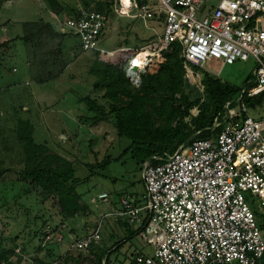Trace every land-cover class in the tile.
Wrapping results in <instances>:
<instances>
[{"label":"built area","instance_id":"1","mask_svg":"<svg viewBox=\"0 0 264 264\" xmlns=\"http://www.w3.org/2000/svg\"><path fill=\"white\" fill-rule=\"evenodd\" d=\"M129 1L119 0L124 14L139 9L136 0ZM214 1L156 0L155 5H142L145 19L163 20L159 53L180 43L186 72L193 66L209 71L205 64L213 59L221 60L222 67L252 61L255 68L254 83L226 102L223 120L215 118L212 128L220 129L212 137L193 140L165 161H146L143 198L124 195L118 207L104 215L126 219L152 247V256H137L142 264H256L264 255V119L249 115L245 104L264 92V0ZM107 24L108 16L95 3L80 2L64 19L63 32L79 37L82 51H101ZM152 54L136 71L130 69L133 60L127 67L134 85L140 86ZM20 182L41 194L38 186ZM98 198L107 201L109 194ZM49 215L54 224L46 221L34 231L32 254H26L24 240L16 239L10 248L13 264H57L70 251L100 246L102 220L77 237L60 212L59 219ZM52 244H65L66 251L49 262L40 254H52Z\"/></svg>","mask_w":264,"mask_h":264},{"label":"rangeland","instance_id":"2","mask_svg":"<svg viewBox=\"0 0 264 264\" xmlns=\"http://www.w3.org/2000/svg\"><path fill=\"white\" fill-rule=\"evenodd\" d=\"M40 1L42 0H14L0 9V169H8L0 176V204H4L0 210V234L5 237V245L9 248L14 247L17 238H21L25 241V249L28 250L26 254H32L31 250L35 247L34 231L39 230L46 221L50 222L52 227L54 221L49 212L56 214L58 219L60 218V209L55 198L42 194V191L41 194H38L37 190L27 194L23 190L25 186L19 181L17 173L24 170L26 162L23 138L25 140L29 138L27 123H30L34 127L32 134L34 142L44 145L45 153L55 152V150L71 153L75 162L79 164L76 166L75 173L81 177L83 182L74 184L79 199L74 207V215L67 216L65 214L64 216L67 225L71 226V230L77 237H84L101 220L103 221L100 246L85 252L70 251L63 257L60 264H80L81 261L86 262V260L94 259L95 256L118 242H122V245L120 249L112 253L111 262L113 264H132L138 251L145 256H152V247L140 236L132 235L134 226L128 222L126 225H117L114 216L104 217L110 212L103 210L107 211L110 202L116 198L118 192L136 193L140 198H143L145 194V192L143 193L144 183L141 179L143 163L133 156L131 141L121 137L118 133L117 117L115 113L110 112L109 107V104L114 103V100L105 96L106 89L98 90L95 84L106 76L107 66H114L119 70L126 71L135 53L142 50H149L150 53H153V63L146 68V73L157 74L162 63L168 59L165 53H159L158 43L164 28L163 20L160 18L145 19L142 15V5L145 3L155 5L156 0H136L138 4L145 2L139 4V9L130 11L128 14L121 11L119 0L57 1L56 8L62 25L70 11L74 10L80 2L95 3L97 6L99 4L106 11L109 9L106 13L108 24L100 44V49L103 51H82L80 38L68 32H63L62 39L59 37L60 39L57 38L52 44H45L42 37H35L32 41L34 44L33 54L38 58L37 61H39V57H43L47 65L52 63L55 71L60 73L58 77L47 83L37 84L43 93L41 96L38 94L39 97H36V100L53 103L54 106L62 107L65 110L66 108L79 110V108L83 109L87 106L85 102L78 100L84 101V98L89 96L106 106L108 114L107 118L103 120L104 122L96 123L95 112H91L90 116L86 115L90 121L97 125L92 130L88 129L85 136L77 142L68 144V141H65V136H60V124L52 122L48 115L41 116L35 112L36 100L30 90L37 85L30 83V76L25 72L27 64L25 57L29 56V53L31 56V52L22 42H16L17 36L13 37L23 33L21 21L38 20L42 16L38 6ZM45 1L51 7L49 0ZM217 1L215 0L214 3L216 4ZM124 2L129 5V0H124ZM7 21L9 24L5 28L3 26ZM28 30L33 29L28 28ZM7 36L12 38H6ZM44 54L49 56V60ZM39 62H43V60ZM222 65L221 60L213 59L205 64L209 71L203 68L201 70L198 67H190V72H186L185 69L186 82L181 91L176 94L177 101L174 104L183 110L186 107L184 96H187L191 101L200 99V103L189 111V115L183 116L180 113L171 114L169 104L166 107H161V110L158 109L159 103L151 106V116L155 126L161 127L169 122L172 126H177L190 133L188 140H195L206 135L204 131L195 129L193 121L203 105L212 102L208 94L207 78L203 72L216 75L224 82L242 86L245 77L254 69L252 61L238 62L223 67ZM136 89L134 90L136 91ZM262 96H254L252 101L256 102ZM248 105L249 115L256 119H264V102L254 107L249 103ZM77 110L76 112H78ZM66 119L69 121L67 123L69 126L72 121L68 117ZM40 131L49 132L48 138L53 140L52 143H49L50 145L44 143ZM187 145L181 144L176 150ZM165 153H171V151ZM107 156H110L112 161L104 169H101L98 164ZM102 191H107L110 194L109 200L104 201L98 198L99 192ZM79 193L82 194V197ZM94 197L97 198V201H93ZM257 214L260 216L258 211ZM123 240L125 241L123 242ZM51 246L55 248L52 254H40L49 262L53 261L55 256L66 251L65 244L62 246L52 244ZM19 262L17 264H31L30 261Z\"/></svg>","mask_w":264,"mask_h":264},{"label":"trees","instance_id":"3","mask_svg":"<svg viewBox=\"0 0 264 264\" xmlns=\"http://www.w3.org/2000/svg\"><path fill=\"white\" fill-rule=\"evenodd\" d=\"M7 1L9 0H0V9ZM57 1L49 0L51 9L55 13H58L56 8L58 5ZM143 3L141 2L139 4ZM109 5L112 6L111 3ZM97 8L103 10L105 13L109 11V9L106 11L101 8L99 4ZM73 11H70V13ZM46 25L49 24L42 22L24 23L25 28L33 29L36 33L40 32ZM181 49L180 43H173L171 52L165 53L168 59L162 63L160 71L157 74L142 73L140 86L132 83L126 71L119 70L114 66H107L105 71L106 76L95 84L98 90L103 91L106 89L105 96L114 100V103L109 104V107L110 112L115 113L117 117L116 127L118 133L121 137L131 141L133 156L143 164L146 161L151 163L165 161L167 155L174 153L179 145H187L194 140H188L190 133L185 132L184 129H180L177 126H172L169 122L164 126L156 127L151 116V106L157 105L158 103L159 110H161V107H166L169 104L171 109L170 113H180L181 116L189 115V111L200 103V99L191 101L187 96H184L186 107L183 110L174 104L177 101L176 94L181 91L186 82L185 62L181 55ZM138 53H135L133 59ZM200 69L202 70V68ZM203 73L207 78L208 94L212 102L210 104L205 103L193 121L195 123V129L197 131H204V134H206L200 138H210L220 129V127H212L217 116H220V119L223 120V115L226 111V102L232 100L243 88L254 83L255 68L245 77L242 86L224 82L209 72L204 71ZM260 95L263 96L259 100H256V102L252 101L254 96L253 98H247L245 100L246 106H249L248 103L253 107L262 104L264 102V92L256 96ZM84 102L90 111L95 112L96 123L107 118L108 112L106 106L98 102V100L87 96L84 98ZM231 106L234 105L232 104ZM27 125L29 138H26V140L23 138L26 162L24 170L22 172L18 171L19 173H17L19 175V181L38 186L43 194L55 198L63 217L65 214L67 216H73L75 213V204L79 199L74 184H79L83 180L76 176L75 168L68 159L55 152L45 153L46 147L34 142L32 136L34 131L33 125L30 123H27ZM167 151H171V153H165ZM158 155L160 157H157ZM111 161L112 158L107 156L98 166L104 169ZM6 170L8 169H0V176ZM24 188H26L27 192H30L29 188ZM0 205L1 210L4 204L1 203ZM138 232V230L134 229L132 235L136 236ZM121 245L122 242H118L95 256L94 259L86 260V262L81 261L80 264H113L110 257L115 250L120 249ZM139 254H141L140 251L136 254V258L132 261V264H139L137 261ZM10 255V248L5 245V237L0 234V264H12ZM36 261L42 263L37 258ZM60 262L57 264H60ZM256 264H264V255Z\"/></svg>","mask_w":264,"mask_h":264},{"label":"crops","instance_id":"4","mask_svg":"<svg viewBox=\"0 0 264 264\" xmlns=\"http://www.w3.org/2000/svg\"><path fill=\"white\" fill-rule=\"evenodd\" d=\"M13 1L14 0L7 1L6 3H4V5L2 7L6 6L7 3H12ZM38 6L41 9L40 15H42V16L38 20L21 21L23 24V27H22L23 33L13 36L14 38L17 36L18 38H17L16 42L17 43L19 41L22 42L24 45L27 46V49L31 52V56L29 53V56L26 55V57H25V61L27 63L26 68H25V72H26V75L30 76L29 81L33 85L47 83L50 80L58 77V75L60 73L55 71V67L52 66L51 62H50L51 65H47L46 60L43 59V57H39V61L43 60V62L37 61L38 58H36L33 54L34 44L32 41L34 40L35 37H39V38L42 37L44 40L43 42H45V44L46 43L52 44L53 42L56 41L57 38L61 37V39H62V33H63V25H62V21L60 19V15L58 13H55L45 0L40 1ZM25 22H42L44 24H49V25H46L45 27L42 28V30L40 32L36 33L35 30H28L27 28H25L24 27ZM8 24H9V21L5 22V25L3 27L6 28V26ZM6 38L11 39L12 37L7 36ZM61 42H62V40H61ZM44 56L47 57L49 60V56L47 54L46 55L44 54ZM37 86L31 88V90H30L31 93L34 95L35 100H36V97H39L38 94L41 96L43 93V91L40 89V87L39 86L37 87ZM78 101L84 103V101H82L81 99H79ZM34 105H35V112H37L41 116L42 115H48L52 122H55V123H58L61 125L60 136L63 137V135H64L65 136L64 138H66L65 141H68V144H72V143L77 142L78 140L81 139V137L85 136V134L88 132V129L92 130L93 127H95L97 125L95 122L93 123L92 121H90L88 119L87 116H90V114L92 112L88 109V107H86V108L83 107V109L81 107V108H79V110H77L75 108L78 111V112H76L75 109L66 108V110H65L62 107L54 106L53 103H50V102H47L44 100L38 101V99L35 101ZM66 117L70 118L72 121L69 124V126L67 124L69 121L66 119ZM103 122L104 121H100V122H98V124L103 123ZM64 123L66 124V126ZM48 129H50L49 126H48ZM41 134L44 138L43 139L44 143H46V144L48 143V145H50L49 143L53 142V140L48 138V135H49L48 131H46V132L43 131V132H41ZM62 143H63V141H62ZM65 144H67V143H65ZM55 152H57L58 154H60L64 158L68 159L70 162H72L75 169H76V166L79 165V164H77V162H75L71 153H66V152L62 153V152L57 151V150H55ZM78 178H81V177H78ZM141 179H142V182L144 183L143 175L141 176ZM132 184H134V183H132ZM145 190H146V187H145V183H144L143 193L145 192ZM103 192H107V191L99 192V194L103 193ZM127 193L126 192H118L116 194L117 195L116 198L110 202V205H109L107 211L106 210H103V211L104 212L113 211L116 207H118L121 197H123L125 194L127 195ZM79 194L82 197V194L81 193H79ZM130 194L138 196L136 193H130ZM109 196H110V194H109ZM93 201H97V198L94 197ZM126 222H127L126 219H119L116 221V224L117 225H124V224L126 225Z\"/></svg>","mask_w":264,"mask_h":264},{"label":"bare ground","instance_id":"5","mask_svg":"<svg viewBox=\"0 0 264 264\" xmlns=\"http://www.w3.org/2000/svg\"><path fill=\"white\" fill-rule=\"evenodd\" d=\"M124 1V0H123ZM130 2V1H129ZM149 54L148 51H141L137 54V56L132 59L134 62L132 63V65H134L135 67L137 66H142V64L144 63V60L146 59V56Z\"/></svg>","mask_w":264,"mask_h":264},{"label":"water","instance_id":"6","mask_svg":"<svg viewBox=\"0 0 264 264\" xmlns=\"http://www.w3.org/2000/svg\"><path fill=\"white\" fill-rule=\"evenodd\" d=\"M130 69L133 70V71H136V70H137V67L134 66V67H132V68H130ZM129 77H130V76H129ZM133 77L135 78L136 75L134 74Z\"/></svg>","mask_w":264,"mask_h":264}]
</instances>
